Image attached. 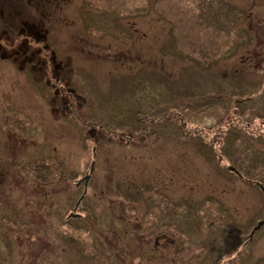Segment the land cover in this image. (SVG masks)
<instances>
[{"label":"rangeland","instance_id":"obj_1","mask_svg":"<svg viewBox=\"0 0 264 264\" xmlns=\"http://www.w3.org/2000/svg\"><path fill=\"white\" fill-rule=\"evenodd\" d=\"M156 3L70 0L51 13L62 16L52 32L0 28V264H91L98 227L141 214L148 235L174 224L190 234L198 264L221 252L215 264L231 253L228 264H264V224L253 232L264 217V81L246 53L264 52V0ZM18 12V23L29 22ZM146 134L158 137L146 143ZM227 164L245 179L233 182ZM209 169L228 178L218 190L207 191ZM86 174L76 210L84 220L70 218ZM143 195L153 200L144 205ZM162 209L176 221L159 219Z\"/></svg>","mask_w":264,"mask_h":264},{"label":"flooded vegetation","instance_id":"obj_2","mask_svg":"<svg viewBox=\"0 0 264 264\" xmlns=\"http://www.w3.org/2000/svg\"><path fill=\"white\" fill-rule=\"evenodd\" d=\"M44 3H46L48 5L55 4L57 6L56 9H57L58 13H60V10L64 9V6L66 4H69L70 0H44ZM159 3L163 4V0H157V3H156L157 6ZM35 4H37V3L35 2ZM154 4H155L154 2H151L152 6ZM30 5H32V4L30 3ZM159 8L162 10L161 15H163V9L161 7H158L157 9L159 10ZM35 11L36 10L34 7V11L32 10L33 14L29 17L30 23L28 22L29 23L28 25L24 24L18 28V31H17L18 37H19V34L22 35L26 31V32H29L33 37L37 38V37L41 36L42 32H46L48 30H51V32H52V26H51V20L52 19H55L56 22H61V17H62L61 14L58 17H53L54 15L51 16V13H50L51 17H48L47 14L44 15L41 13L40 14L41 18H37L34 15ZM157 14L159 15L158 11H157ZM161 21L164 22L166 20L162 19ZM158 22H159V20H156V23H158ZM39 28H42V30H40ZM255 35L256 36H252L253 41H255V43L258 42L257 44H259V40L257 37V35H259V34H255ZM52 38L55 41L56 35L54 33H53ZM144 38L146 39L147 36H144ZM78 40L80 41L79 43H81L82 41L83 42L85 41V43L86 42L90 43L86 39L82 40L81 38H78ZM91 44H95V43L91 42ZM75 45L77 46L78 44L76 43ZM12 47H15V45H12ZM81 47L83 48L84 45H81ZM258 47H259V45H258ZM248 52L251 53V55H253L252 57L255 58L254 59L255 60L254 65L250 66V70L248 69V71L253 72L258 79L264 81V57H263L264 52H261V49L259 51L258 50H252V51L246 50V53H248ZM13 54H14V56H13L14 60L16 58H18V56H15L16 53L14 51H13ZM25 54H26V56L24 57V60L26 62H32L33 61V55L31 53L29 55V49H27L25 51ZM6 56L7 55H5V53L1 52V46H0V58L3 59ZM246 58H248V56ZM244 60H245V56L241 55L240 56V62H243ZM55 66L58 67L57 65H55ZM63 66L65 67L67 65L63 64ZM20 69H22V67H20ZM30 69L34 74H37V73L41 72L44 69V67L39 66V65H35V66L31 65ZM44 71H45V73H48L51 70L45 69ZM63 71L64 72H62V73L68 72V70H63ZM234 72L238 73L237 70H234ZM51 102H53V98L51 99ZM62 104L66 105V99L62 98ZM53 110L54 111L57 110V113L60 112L58 107H53L51 109V111L53 112ZM153 134H155V133H153ZM153 134L140 135V140L144 141V142L146 141V143H147L148 139H151L152 137L153 138L158 137V135L153 136ZM7 139L9 140V138H7ZM151 143H152V140H151ZM148 147L149 146L146 145V149ZM153 147L157 148V146H153ZM221 159H222V157L220 158V160ZM224 168H225L224 171L227 172V175L229 174L231 176V180L233 182H236V181L242 182V180L245 179L244 176L242 175V170L241 169L239 170V166L236 167L235 165L227 164V165H224ZM204 174L206 175L204 178V181L206 184L207 191H208V187H211V186H215L216 190H218L217 187L224 185L226 183V181H228V178L223 176V174H221L219 177L218 175H216L213 172L212 169L206 170V172ZM177 179H178V181L181 180L180 177H178ZM261 179H264V172L262 173ZM261 184H262V182H261ZM80 186L83 187V184H80L78 187H80ZM158 186H159L160 190H161V188L166 187L162 183ZM256 187L258 189H262V186L258 183H256ZM213 191H215V189ZM222 191H224V189H220V192H222ZM213 194H214L213 192L211 194H209L211 196V198H213ZM149 196L152 197V195H143V198L146 202L153 200V199L148 200ZM159 196L161 199L162 198L161 195H159ZM95 197H100V196L96 195ZM101 197H102V195H101ZM220 200H222V198H220ZM81 201L77 204V206H76V203L73 205L72 212L69 213L70 218H80L81 220L83 218V220H84V217L79 216L80 214L74 215V213L78 214V213H76V210L79 208ZM107 201H108V203H110V206H114L116 204L121 205L122 203H124L123 200L116 199V197H112V199H108ZM159 201L160 200L158 198L157 201L154 203H157ZM169 204H170V202H169ZM148 207L149 206L145 207V211ZM122 213L123 212H121V214ZM157 215L159 216V219L164 217L167 220H170L172 223L175 222L176 218H177V216H174L170 210H165V209L159 210L157 212ZM143 216L144 215H142V214L140 217L135 216L136 217L135 221L132 224V221L130 220L132 217L131 218L129 217L130 219L128 221H125L124 217L121 215L122 223L120 224V226L110 225V226L98 227L99 232L95 234V240H93L95 242V246L93 245L92 248H93L95 256L93 259H91V261H92L91 264H133V261H132L133 256L137 257V261L135 264H198L201 261V260L197 261V259H196V253L199 251L196 252L197 249L193 246H190V245H192L191 243H189V240H191V235L187 234L188 237L186 239L184 236V234H186V232L181 231L179 225L174 224L173 226H175V227L177 226V228L176 229L173 228V230H164L163 229V231H160V232L158 231L155 235H148L146 231H143L144 226H142L141 222H140V220ZM102 217L104 218V215H102ZM162 228H163V226H162ZM121 230H122V232H121ZM188 233H192V232H188ZM212 233H214V232H211V234ZM252 233L253 232L250 233L248 239L251 238ZM121 234H123L124 236L122 237ZM208 234L209 233H205V237H207ZM140 235L143 236V240L139 241V242L138 241L134 242L133 240H137V238H139ZM118 236L121 238V240L123 242H120L117 240ZM183 238L187 240L186 241L187 244H185L183 242ZM76 243L79 244V242H76ZM198 244H199L200 248H207V246H208L205 242L198 243ZM244 250H245V246L244 245L240 246V248H239L240 253H242V251L244 252ZM224 256H228V255L222 254V252L218 253L216 256H213L211 259H209L206 262V264H215L216 261L221 260ZM235 260H236L235 254L231 253V258L225 259V261H223L222 263L228 264V262H234ZM237 264H238V262H237Z\"/></svg>","mask_w":264,"mask_h":264},{"label":"trees","instance_id":"obj_3","mask_svg":"<svg viewBox=\"0 0 264 264\" xmlns=\"http://www.w3.org/2000/svg\"><path fill=\"white\" fill-rule=\"evenodd\" d=\"M34 2H36L37 4H35ZM40 2H41L40 7H38V4ZM30 3L32 5H30ZM51 5L44 3V0H0V28L8 31L10 34L16 33L19 27L28 23L27 21H23V22L19 21L18 23L15 20L16 15L20 13L18 11L23 10V8H25V12H28V13L30 12V16H31L33 14L32 10H34V7H35L36 13L34 12V15L37 18H41L40 14L41 13L44 15L47 14L46 11H48ZM56 11L57 9L55 7H52L50 9V13H54V15ZM11 147L9 146V149H8L9 152H10ZM12 151H13V147L11 149V152ZM14 153H16L15 150H14ZM11 154L12 153H10V155ZM83 249H84V246H83Z\"/></svg>","mask_w":264,"mask_h":264},{"label":"water","instance_id":"obj_4","mask_svg":"<svg viewBox=\"0 0 264 264\" xmlns=\"http://www.w3.org/2000/svg\"><path fill=\"white\" fill-rule=\"evenodd\" d=\"M87 180H88V177H84L83 179H81V180L79 181V183H80V182H84V183L86 184ZM263 224H264V218H263L261 221H259V222L257 223V225H256V226L254 227V229H253V232H254V230H256V229H259Z\"/></svg>","mask_w":264,"mask_h":264},{"label":"bare ground","instance_id":"obj_5","mask_svg":"<svg viewBox=\"0 0 264 264\" xmlns=\"http://www.w3.org/2000/svg\"><path fill=\"white\" fill-rule=\"evenodd\" d=\"M140 202L144 203V205H147V204H145L146 201L144 199H141ZM121 206H122V204H121ZM145 207H147V206H145Z\"/></svg>","mask_w":264,"mask_h":264}]
</instances>
